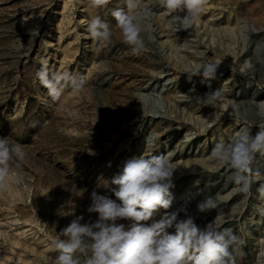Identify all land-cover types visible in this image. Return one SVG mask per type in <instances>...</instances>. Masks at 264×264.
I'll list each match as a JSON object with an SVG mask.
<instances>
[{"label": "rangeland", "instance_id": "1", "mask_svg": "<svg viewBox=\"0 0 264 264\" xmlns=\"http://www.w3.org/2000/svg\"><path fill=\"white\" fill-rule=\"evenodd\" d=\"M118 7L124 0L100 8L89 0H0V137L25 153L0 182V264H53L50 239L74 215L94 220L91 193L115 199L112 177L146 150L165 154L176 168L171 208L154 219L177 210L183 218L187 210L203 227L223 217L220 227L239 237L237 264H264V156L253 161L262 176L248 193L233 194L228 169L203 171L216 167V142L264 126L257 114L264 102V0H204L190 26L177 31L158 0H142L149 15L139 55L122 41L111 15ZM97 15L112 28L111 43L88 33ZM209 60L219 63L215 78L180 70ZM45 63L50 72L72 73L83 88L66 87L53 101L36 78ZM216 89L224 91L221 100L201 99ZM217 194L224 197L217 208L198 211Z\"/></svg>", "mask_w": 264, "mask_h": 264}, {"label": "clouds", "instance_id": "2", "mask_svg": "<svg viewBox=\"0 0 264 264\" xmlns=\"http://www.w3.org/2000/svg\"><path fill=\"white\" fill-rule=\"evenodd\" d=\"M110 0H89L93 7H104ZM159 5L171 17L167 26L177 31L190 26L203 8L204 0H158ZM126 7L114 8L115 18L123 43L132 54L139 55L145 49L144 21L149 15L142 8V0H124ZM87 31L100 43H111L113 31L109 22L97 15L88 22ZM247 26L241 29L245 39ZM177 55L179 47L174 48ZM180 59H183L182 57ZM219 68L216 61L199 64L183 63V73L215 78ZM39 83L47 89L48 96L58 101L64 89L71 86L81 90L83 82L67 71L50 72L43 64L36 72ZM224 91L216 89L205 93L201 99L214 104L222 99ZM257 114L264 117V102H257ZM257 154L264 156V126L253 135L250 128L237 131L231 139L216 142L210 152L215 168H203L214 172L221 168L230 170L233 194L248 193L254 180L262 174L253 172L252 164ZM25 157L19 144L0 137V182L9 175L10 161H22ZM174 168L168 156L154 151H144L123 162L112 177L115 199L96 191L91 193L87 211L96 213L93 220L84 221L83 215H74L49 243L56 253L53 264H237L239 237L230 229L222 228L223 217H216L200 227L194 217H180L179 210H168L173 202L170 189L173 185ZM264 197V183L258 189ZM224 197L207 196L197 204L201 213L218 207ZM122 220L127 223L120 222Z\"/></svg>", "mask_w": 264, "mask_h": 264}, {"label": "bare ground", "instance_id": "3", "mask_svg": "<svg viewBox=\"0 0 264 264\" xmlns=\"http://www.w3.org/2000/svg\"><path fill=\"white\" fill-rule=\"evenodd\" d=\"M172 38H173V37H172ZM170 39H171V38H170ZM175 39H176V38H175ZM170 41H171V40H170ZM176 41H177V40H176ZM166 42H167V41H166ZM168 43H169V42H168ZM177 43H178V42H177ZM176 45H177V44H176ZM171 47H172L171 54L173 53L176 57H178L179 54L177 55V53H175L174 50H173V49L175 48V40L172 41ZM170 49H171V48H170ZM173 54H172V55H173ZM179 59H180V58H179ZM175 104H176V103H175Z\"/></svg>", "mask_w": 264, "mask_h": 264}]
</instances>
